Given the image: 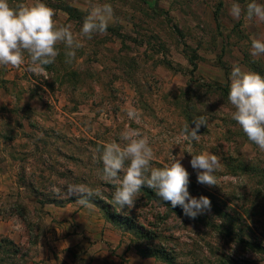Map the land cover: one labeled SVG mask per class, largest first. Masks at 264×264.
<instances>
[{"label":"rangeland","instance_id":"rangeland-1","mask_svg":"<svg viewBox=\"0 0 264 264\" xmlns=\"http://www.w3.org/2000/svg\"><path fill=\"white\" fill-rule=\"evenodd\" d=\"M18 2L34 0H10ZM43 2L55 10L57 23L72 24L74 33L91 3H110L115 19L105 34L83 40L70 64L58 45L60 55L47 68V79L26 66H0V171L6 174L0 216L18 214L22 237L16 247L0 237V264H26L41 249L51 215L47 208L81 207L51 191L70 183L98 189L93 196L107 203L110 213L156 224L162 238L151 244L162 245L178 264H264V251L256 252L257 245L264 247V151L231 119L227 101L234 65L264 77V56L251 55V38L264 37V24L234 19L230 7L236 0H90L82 4L89 9L79 10V19L63 10L73 5L70 0ZM250 2L237 3L246 9ZM133 106L139 120L127 116ZM200 115L209 123L198 133L201 140L192 142V154L221 158L217 186L197 182L188 142L179 137L184 124L194 127L191 122ZM126 127L150 137L154 167L171 163V153L184 152L189 192L208 197L211 210L195 219L170 214L142 192L134 208L115 205V186L101 179L96 149L102 142H119ZM215 203L230 218L220 219ZM126 241L141 248L149 244L131 230Z\"/></svg>","mask_w":264,"mask_h":264},{"label":"clouds","instance_id":"clouds-1","mask_svg":"<svg viewBox=\"0 0 264 264\" xmlns=\"http://www.w3.org/2000/svg\"><path fill=\"white\" fill-rule=\"evenodd\" d=\"M230 15L237 20L243 16L248 22L264 24V3L252 0L244 9L233 2ZM55 16V10L43 0H34L31 4L0 0V66H26L29 73L47 79V68L60 55L58 45H63L65 63L70 64L82 41L92 39L95 34H105L115 19L110 3H91L79 33H74L72 24H58ZM251 55L264 56V37L251 38ZM229 80L227 101L232 107L231 119L250 142L264 151V77L234 65ZM127 116L130 120H139L140 111L129 107ZM191 123L194 127L185 123L179 137L188 142L187 153L192 157L191 167L197 171V182L217 186L216 173L224 167L221 158L205 152L192 154V142L201 140L198 133L202 126H208V117L200 115ZM96 152L103 165L101 179L115 186L112 200L121 209L134 208L146 186L161 200L170 202L173 209L179 206L191 219L211 210L208 197H193L189 192L190 174L181 163L184 152L179 156L171 153V163L154 167L152 161L157 157L152 141L139 128L126 127L119 133V142H102ZM51 191L57 195L63 193L65 198L76 197L75 202L85 208H93L91 198L100 194L98 189L94 191L82 183H70L66 189L53 185Z\"/></svg>","mask_w":264,"mask_h":264},{"label":"crops","instance_id":"crops-1","mask_svg":"<svg viewBox=\"0 0 264 264\" xmlns=\"http://www.w3.org/2000/svg\"><path fill=\"white\" fill-rule=\"evenodd\" d=\"M70 1L74 9L85 12L89 9L82 4L90 0ZM4 178L6 174L0 171V192L5 190ZM1 207L2 203L0 211ZM52 208H47L51 215L45 219L47 230L41 249L27 257L26 264H166L144 258L135 245L127 243L126 234L130 230L112 222L96 206ZM0 237L19 245L22 237L18 214L12 213L7 218L0 216Z\"/></svg>","mask_w":264,"mask_h":264},{"label":"trees","instance_id":"trees-1","mask_svg":"<svg viewBox=\"0 0 264 264\" xmlns=\"http://www.w3.org/2000/svg\"><path fill=\"white\" fill-rule=\"evenodd\" d=\"M64 12L67 13L70 18H76L79 19L80 17V11L77 9L72 8L71 6L64 7ZM255 70H257L256 67H254ZM258 74L259 73L258 71ZM142 194H144V198L148 200L149 203H153L157 205L160 208H163L167 213L170 214H175V215H183V210L177 206L176 208H172L170 202H165L161 200L155 193L153 189L144 187L141 190ZM92 203L94 206L100 208L101 210H107V217L114 223L124 226L127 229L134 231L137 235L141 237V239L144 242L149 243L147 246L142 247H137L138 252L144 257V258H155V259H162L166 264H178L177 263V258L172 255V253L168 252L162 245H158L156 247L151 244L152 242H156L159 238H162L161 233H159V228L156 224L149 222L148 219L146 222L148 224L141 223V216L139 217H129L127 215H120L119 213L116 212V210L113 213H110L108 209H111L107 203L102 201L100 198L97 197H92L91 198ZM76 197H72L68 199L69 203L75 202ZM215 207L213 208L214 212L217 214V216L220 219H223L225 217H229L228 213L218 204H214ZM146 220V219H144ZM167 219H165L166 221ZM163 221V220H162ZM158 229V230H157ZM9 244L12 247H16L13 242H9ZM264 251L263 245H257L256 247V252H262ZM25 258V255H23ZM24 264V263H22ZM234 264V263H233Z\"/></svg>","mask_w":264,"mask_h":264}]
</instances>
